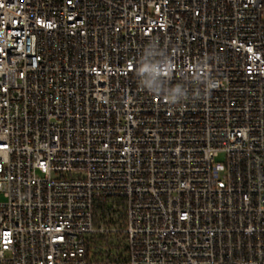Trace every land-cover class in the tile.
<instances>
[{"label": "built area", "instance_id": "obj_1", "mask_svg": "<svg viewBox=\"0 0 264 264\" xmlns=\"http://www.w3.org/2000/svg\"><path fill=\"white\" fill-rule=\"evenodd\" d=\"M0 264H264V0H0Z\"/></svg>", "mask_w": 264, "mask_h": 264}]
</instances>
